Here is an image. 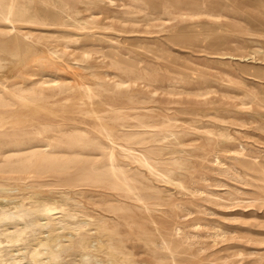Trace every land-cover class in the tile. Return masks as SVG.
Listing matches in <instances>:
<instances>
[{"label": "rangeland", "instance_id": "374dc122", "mask_svg": "<svg viewBox=\"0 0 264 264\" xmlns=\"http://www.w3.org/2000/svg\"><path fill=\"white\" fill-rule=\"evenodd\" d=\"M18 2L32 21L0 33V82L10 88L0 95V145L43 146L45 137L62 139L60 130L99 137L105 124L142 132L128 126L172 119L162 131L178 133L181 143L171 137V147L182 151L184 168L175 185L154 181L150 193L161 200L150 211L137 205L132 228L120 225L136 262L264 264V0ZM44 83L54 97L35 103L30 89ZM83 163L38 180L53 186L22 182L9 201L69 193L89 216L115 218L110 191L61 184ZM0 168L1 181L26 179Z\"/></svg>", "mask_w": 264, "mask_h": 264}, {"label": "bare ground", "instance_id": "6f19581e", "mask_svg": "<svg viewBox=\"0 0 264 264\" xmlns=\"http://www.w3.org/2000/svg\"><path fill=\"white\" fill-rule=\"evenodd\" d=\"M28 10L18 0H10L7 5L0 0V22L12 27L1 29L0 33L9 36L16 31V23H31ZM30 37L29 34L26 39ZM6 84L7 81L0 82V95L10 89ZM33 86L36 87L30 89V97L35 103L41 104L54 97L46 93L45 83ZM125 120H128L126 116L121 119ZM173 122L168 119L157 123L143 117L137 125L128 126L142 132L125 133L105 124L99 137L84 131L60 130L58 133L62 139L45 137L47 144L43 146L33 145L32 140H12L10 144L0 145V163L9 167L12 174L26 175V179L0 180V264H138L135 252L128 249L122 237L120 225L124 222L132 228L136 221L132 210L139 209L137 205L150 211L157 205L153 201L161 200V197L156 198L150 193L158 189L154 181L175 185V176L180 175L178 172L184 168L183 160L177 155L182 151L171 147V137L177 141L176 144L181 143L178 133L162 131L170 128ZM119 126L121 129L127 127L121 123ZM49 128L55 131L52 126ZM3 136L11 137L5 133ZM81 161L84 163L77 176L62 180L61 184L69 189L87 185L110 191L113 193L110 213L115 218L89 216L69 193H63L62 201L42 199L38 191L28 198L9 201L10 195L24 190L22 182L31 181L29 187L34 189L53 186L57 183L38 180L48 174L71 171ZM146 242L152 244L149 238ZM168 249L172 253L176 251L172 247ZM156 259V264H163L160 258Z\"/></svg>", "mask_w": 264, "mask_h": 264}]
</instances>
